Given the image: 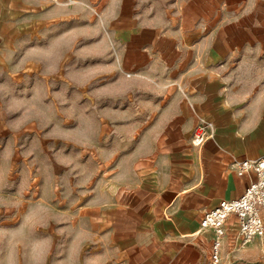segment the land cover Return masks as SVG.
Wrapping results in <instances>:
<instances>
[{
    "label": "crops",
    "instance_id": "1",
    "mask_svg": "<svg viewBox=\"0 0 264 264\" xmlns=\"http://www.w3.org/2000/svg\"><path fill=\"white\" fill-rule=\"evenodd\" d=\"M68 3L96 11L126 70L153 89L126 97L125 145L101 148L77 210L111 264H209L213 233L200 218L249 183L237 161L264 155V0H0L1 45ZM201 121L211 135L197 146ZM239 243L231 215L219 263ZM241 245L234 256L264 264V234Z\"/></svg>",
    "mask_w": 264,
    "mask_h": 264
},
{
    "label": "rangeland",
    "instance_id": "2",
    "mask_svg": "<svg viewBox=\"0 0 264 264\" xmlns=\"http://www.w3.org/2000/svg\"><path fill=\"white\" fill-rule=\"evenodd\" d=\"M68 4L0 43V264H111L76 190L103 170L106 143L125 145L126 97L153 89L96 11ZM227 246L219 264L257 263Z\"/></svg>",
    "mask_w": 264,
    "mask_h": 264
},
{
    "label": "built area",
    "instance_id": "3",
    "mask_svg": "<svg viewBox=\"0 0 264 264\" xmlns=\"http://www.w3.org/2000/svg\"><path fill=\"white\" fill-rule=\"evenodd\" d=\"M57 1V0H52ZM212 124L201 121L194 125L191 142L201 145L211 135ZM236 174L252 175L243 191L234 198L222 199L206 210L200 218L202 229H211L209 264H219L221 240L225 235V223L229 216H235L236 238L246 243L264 234V155L243 158L236 162Z\"/></svg>",
    "mask_w": 264,
    "mask_h": 264
}]
</instances>
